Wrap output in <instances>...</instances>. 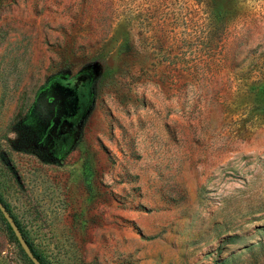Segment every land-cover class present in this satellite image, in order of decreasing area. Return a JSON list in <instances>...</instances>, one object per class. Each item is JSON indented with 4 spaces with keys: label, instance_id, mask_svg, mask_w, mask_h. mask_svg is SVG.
I'll list each match as a JSON object with an SVG mask.
<instances>
[{
    "label": "rangeland",
    "instance_id": "374dc122",
    "mask_svg": "<svg viewBox=\"0 0 264 264\" xmlns=\"http://www.w3.org/2000/svg\"><path fill=\"white\" fill-rule=\"evenodd\" d=\"M83 71L56 156L44 86ZM259 88L264 0H0V198L49 264L127 263L131 213L160 264H264ZM21 249L0 216V264Z\"/></svg>",
    "mask_w": 264,
    "mask_h": 264
},
{
    "label": "flooded vegetation",
    "instance_id": "af4514ba",
    "mask_svg": "<svg viewBox=\"0 0 264 264\" xmlns=\"http://www.w3.org/2000/svg\"><path fill=\"white\" fill-rule=\"evenodd\" d=\"M45 87V88H44ZM46 98L53 101L51 117L47 119L42 137L50 136L51 129H60L59 148L55 155L64 154L69 148L71 132L78 129L91 100V77L87 72H79L69 77H53L44 86ZM42 88V89H43ZM63 136H69L67 139Z\"/></svg>",
    "mask_w": 264,
    "mask_h": 264
},
{
    "label": "crops",
    "instance_id": "0c3cea01",
    "mask_svg": "<svg viewBox=\"0 0 264 264\" xmlns=\"http://www.w3.org/2000/svg\"><path fill=\"white\" fill-rule=\"evenodd\" d=\"M128 220L133 223L134 227L124 229L122 234L126 236V240L120 246V249H114L116 254L120 256H128L125 264H160L163 260H159L157 254L162 249H155L146 243L145 236L149 232H155L157 226L149 225L137 213H131L127 216ZM164 262L167 263L165 257ZM116 263V262H115Z\"/></svg>",
    "mask_w": 264,
    "mask_h": 264
},
{
    "label": "water",
    "instance_id": "95a60500",
    "mask_svg": "<svg viewBox=\"0 0 264 264\" xmlns=\"http://www.w3.org/2000/svg\"><path fill=\"white\" fill-rule=\"evenodd\" d=\"M0 211L3 214L4 218L6 219V221L8 222L9 226L11 227L24 253L28 256V258L32 261L33 264H42L41 261L34 255L32 250L30 249L26 239L22 235L19 226L17 225L16 221L14 220L10 212L6 209L5 205L2 203L1 200H0Z\"/></svg>",
    "mask_w": 264,
    "mask_h": 264
},
{
    "label": "trees",
    "instance_id": "16d2710c",
    "mask_svg": "<svg viewBox=\"0 0 264 264\" xmlns=\"http://www.w3.org/2000/svg\"><path fill=\"white\" fill-rule=\"evenodd\" d=\"M258 94H259V96L264 97V89H263V88H259V93H258ZM0 200H1L2 203L5 205L6 209L9 211V208H8L7 204H5V202H3V200H2L1 198H0ZM9 212H10V211H9ZM10 214H11V212H10ZM11 215H12V214H11ZM0 216H1L2 219L5 221V223H6L7 227H8V229H9V231H10V233H11V237H12V239L15 240V241L18 243L19 247H20V244H19V242H18L16 236L14 235V233H13L11 227L9 226L8 222H7L6 219L4 218L3 214L1 213V211H0ZM12 217L14 218V220H15L16 223H17V225L19 226V228H20V230H21V232H22V235H23L24 238L26 239V241H27V243H28L30 249H31L32 252L34 253V255H35V256L41 261L42 264H49V263L45 262V261L43 260V258L41 257V255H40V254H39V253L33 248L32 244L29 242L28 238L26 237L25 233L23 232L22 228L20 227V225H19V223L17 222V220L15 219V217H14L13 215H12ZM90 219H91L93 222L96 221L95 217H93V216H91ZM94 220H95V221H94ZM21 250H22V249H21ZM22 252H23V254H24L26 257H28V256L24 253L23 250H22ZM28 259H29V258H28ZM29 261L31 262V264H33L32 261H31L30 259H29Z\"/></svg>",
    "mask_w": 264,
    "mask_h": 264
}]
</instances>
